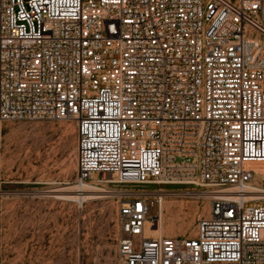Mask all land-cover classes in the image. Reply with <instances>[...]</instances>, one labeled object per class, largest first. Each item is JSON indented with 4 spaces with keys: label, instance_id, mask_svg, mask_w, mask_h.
<instances>
[{
    "label": "built area",
    "instance_id": "built-area-1",
    "mask_svg": "<svg viewBox=\"0 0 264 264\" xmlns=\"http://www.w3.org/2000/svg\"><path fill=\"white\" fill-rule=\"evenodd\" d=\"M66 120L76 185L114 188L117 264H264V0H0V148ZM164 186L208 189L194 237L147 235Z\"/></svg>",
    "mask_w": 264,
    "mask_h": 264
},
{
    "label": "rangeland",
    "instance_id": "rangeland-1",
    "mask_svg": "<svg viewBox=\"0 0 264 264\" xmlns=\"http://www.w3.org/2000/svg\"><path fill=\"white\" fill-rule=\"evenodd\" d=\"M65 124L72 128L66 131ZM76 146L72 120L3 125L0 264H117L118 205L110 193L114 188L83 204L61 198L66 194L63 189L78 190ZM251 185L264 190V175H255ZM160 190L165 201L163 237H194L198 220L210 211L211 199L193 193L208 189L164 186ZM157 228L147 235L160 237Z\"/></svg>",
    "mask_w": 264,
    "mask_h": 264
},
{
    "label": "bare ground",
    "instance_id": "bare-ground-1",
    "mask_svg": "<svg viewBox=\"0 0 264 264\" xmlns=\"http://www.w3.org/2000/svg\"><path fill=\"white\" fill-rule=\"evenodd\" d=\"M69 128H72L71 125L65 124L66 131ZM74 167H75V171H76L77 165L74 164ZM252 167L255 170L257 176L264 175V163L263 164H254V165H252ZM77 187H78L77 191H75L74 187L63 189V190H65L66 194L65 195L63 194L61 198L64 199V200H67V201L68 200L69 201H75V202H78L80 204H83V203H86V202H89V201H93V200H96V199L103 198L102 196H99L101 194L99 192H105L102 189H99L98 187L94 186V184H85L84 186H78L77 185ZM249 190H253V192H254L253 193V197H255V199L259 200V199H263L264 198V190L259 189V188L249 189ZM205 195L209 196L208 192ZM164 203H165V201L162 200V202H161V219L159 221V225H158V228H157L158 229V233H159V235L161 237L163 236L162 234H163V228H164V214H163ZM154 229L155 228H152V230H154Z\"/></svg>",
    "mask_w": 264,
    "mask_h": 264
},
{
    "label": "crops",
    "instance_id": "crops-1",
    "mask_svg": "<svg viewBox=\"0 0 264 264\" xmlns=\"http://www.w3.org/2000/svg\"><path fill=\"white\" fill-rule=\"evenodd\" d=\"M0 238H1V228H0Z\"/></svg>",
    "mask_w": 264,
    "mask_h": 264
}]
</instances>
